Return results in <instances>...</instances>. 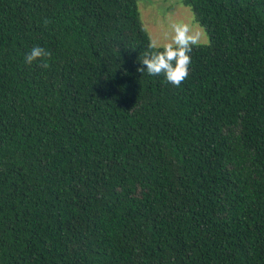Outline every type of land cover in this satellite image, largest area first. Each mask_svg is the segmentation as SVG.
I'll use <instances>...</instances> for the list:
<instances>
[{"label": "trees", "instance_id": "1", "mask_svg": "<svg viewBox=\"0 0 264 264\" xmlns=\"http://www.w3.org/2000/svg\"><path fill=\"white\" fill-rule=\"evenodd\" d=\"M138 1L0 0V264H264V0H182L179 87Z\"/></svg>", "mask_w": 264, "mask_h": 264}, {"label": "clouds", "instance_id": "2", "mask_svg": "<svg viewBox=\"0 0 264 264\" xmlns=\"http://www.w3.org/2000/svg\"><path fill=\"white\" fill-rule=\"evenodd\" d=\"M170 33L166 34L167 42L158 44L152 41L148 45L139 63L145 67L137 68L140 73L146 72L149 76L163 75L165 81L179 87L188 76V68L191 62L189 53L194 46H200L207 38L202 29H194L186 22H174L170 25ZM51 53L41 46H34L25 55L27 65L40 61L41 67L47 69V59Z\"/></svg>", "mask_w": 264, "mask_h": 264}, {"label": "rangeland", "instance_id": "3", "mask_svg": "<svg viewBox=\"0 0 264 264\" xmlns=\"http://www.w3.org/2000/svg\"><path fill=\"white\" fill-rule=\"evenodd\" d=\"M139 17L145 30L148 32L151 42L158 44L167 42L166 34L170 33V25L174 22H186L194 29L203 28L194 21V15L189 6L182 3V0H139L137 2ZM207 42L209 38L203 30Z\"/></svg>", "mask_w": 264, "mask_h": 264}]
</instances>
